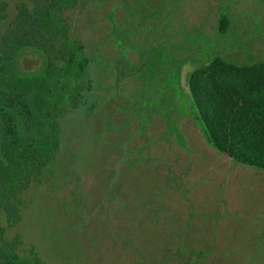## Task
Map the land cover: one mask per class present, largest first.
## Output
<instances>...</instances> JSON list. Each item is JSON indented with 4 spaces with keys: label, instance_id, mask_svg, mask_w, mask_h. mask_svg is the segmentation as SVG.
<instances>
[{
    "label": "rangeland",
    "instance_id": "obj_1",
    "mask_svg": "<svg viewBox=\"0 0 264 264\" xmlns=\"http://www.w3.org/2000/svg\"><path fill=\"white\" fill-rule=\"evenodd\" d=\"M6 1L0 42L16 5L33 9L31 0ZM57 5L68 43L81 48L73 60L87 61L54 80L59 148L18 195L19 221L9 226L0 213L4 240L44 264H264V169L236 168L206 142L179 74L214 53L262 60L264 0ZM220 15L229 18L223 32Z\"/></svg>",
    "mask_w": 264,
    "mask_h": 264
},
{
    "label": "trees",
    "instance_id": "obj_2",
    "mask_svg": "<svg viewBox=\"0 0 264 264\" xmlns=\"http://www.w3.org/2000/svg\"><path fill=\"white\" fill-rule=\"evenodd\" d=\"M31 1L32 10L23 2L16 5L14 25L6 29L0 42V213L9 226L20 219L18 195L32 180H40L56 156L57 117L63 112L58 104L61 98L50 97L45 76H21L11 65L23 45L37 46L47 53L65 52L63 42L51 41L63 34V27L55 25L52 18V10L60 7H54L59 0ZM68 2L74 0H61V4ZM7 6L6 0H0V20L6 18ZM228 21L227 15L218 16L219 32L226 30ZM53 57L63 61L57 71L73 62L72 56ZM85 60L78 63V71ZM188 78L193 114L205 140L234 161L264 168V59L238 62L214 56ZM73 91L69 103L77 107L81 95L78 87ZM4 232L0 226V264H44L38 257H19L16 240L5 241Z\"/></svg>",
    "mask_w": 264,
    "mask_h": 264
},
{
    "label": "flooded vegetation",
    "instance_id": "obj_3",
    "mask_svg": "<svg viewBox=\"0 0 264 264\" xmlns=\"http://www.w3.org/2000/svg\"><path fill=\"white\" fill-rule=\"evenodd\" d=\"M54 9H58V8L56 7ZM54 15L55 14L53 13V10H52L53 23L57 26L63 27V34H61L60 41L55 40L56 37L51 38V41H55L56 44L63 42L64 46H65L64 50H68V47H69L71 50V54H69L67 51L62 53V54L47 53L44 49H41L37 46L23 45V46H20L18 48V50L15 52L14 57H13L12 62H11L13 69L18 74H20L21 76H39V75L45 76L47 78V86H48V90H50L49 91L50 97L52 99L60 98L62 96V89H60V87L58 86L57 83L54 82V80H56L57 78H65L66 76L70 79L71 77L75 76L77 74V72H79L78 71V69H79L78 63L81 62L83 59H86L84 57H80L78 59L75 57L76 59L73 60V58H72L73 62L71 64H69V62L67 63L69 65V68L63 69L61 71L55 70V66H54L55 59L53 56H70L71 57V56H76V54H78V56H79V54H80L79 51L81 50V48H79L75 42H69L68 43V38H67L66 31L64 29V26H63V24H61V22H59L60 19L58 17H55ZM13 25H14V23H13ZM116 40H117V38H116ZM212 53H214V52H212ZM49 56H52V58L50 59ZM214 56L224 57L221 54L214 53L213 56L210 54V57L208 60H210V58H212ZM70 57H68V58H70ZM77 60H78V62L76 63ZM86 61L87 60H85V63H86ZM24 62H28V63L25 64ZM62 64H63V61L61 62V66H62ZM188 65H189V63H184V64L182 63L180 68H179V74H182V72L187 69ZM80 69H81V66H80ZM188 74L189 73H187V75H186V84L187 85H189V78H188L189 75ZM184 87H185V85H182V89L184 91L183 96L186 97L187 93L185 92ZM68 93H69L68 96L70 98V92H68ZM73 94H74V91H73ZM40 95H42V94H40ZM42 96H44V95H42ZM187 99L189 102V110L193 114L192 98L189 95V96H187ZM61 102H62V99L58 104H61ZM63 110H64V107H63ZM193 116H194V114H193ZM194 119H195V116H194ZM195 121L197 122L196 119H195ZM197 125L199 126L198 122H197ZM212 148H214V147H212ZM215 150L218 151L217 149H215ZM218 152H220V151H218ZM220 153H223V152H220ZM230 159L233 161L234 165L236 163V164L251 167V168L264 169V168L244 165L242 163L234 161L231 157H230ZM235 167L238 168L237 165H235Z\"/></svg>",
    "mask_w": 264,
    "mask_h": 264
},
{
    "label": "water",
    "instance_id": "obj_4",
    "mask_svg": "<svg viewBox=\"0 0 264 264\" xmlns=\"http://www.w3.org/2000/svg\"><path fill=\"white\" fill-rule=\"evenodd\" d=\"M195 68H196V67H193L192 65L189 64V65L187 66V69H186L185 71L182 72V74H181V84H182V85H184V80H186V75H187L188 71H189V73H190V72L193 71ZM186 71H187V73H186ZM185 92L188 93V95H190V86H189V85H187V87H186V89H185Z\"/></svg>",
    "mask_w": 264,
    "mask_h": 264
}]
</instances>
